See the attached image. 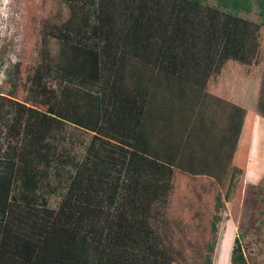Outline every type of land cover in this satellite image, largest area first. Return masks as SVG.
Instances as JSON below:
<instances>
[{
  "label": "trees",
  "instance_id": "1",
  "mask_svg": "<svg viewBox=\"0 0 264 264\" xmlns=\"http://www.w3.org/2000/svg\"><path fill=\"white\" fill-rule=\"evenodd\" d=\"M21 7V58L0 81V264H215L229 202L238 233L218 264L231 249L254 264L264 0ZM257 74L254 98L242 78Z\"/></svg>",
  "mask_w": 264,
  "mask_h": 264
},
{
  "label": "rangeland",
  "instance_id": "2",
  "mask_svg": "<svg viewBox=\"0 0 264 264\" xmlns=\"http://www.w3.org/2000/svg\"><path fill=\"white\" fill-rule=\"evenodd\" d=\"M21 5L22 0H0V81L8 76L13 63L21 58L23 48ZM248 18L258 21V18L255 15ZM260 79L259 74L248 77L247 79L242 78V81H244L245 84L244 87H249L254 98H256L258 94ZM262 124L263 122H260L256 129L254 148L249 156V173L247 176V182L252 185L258 184L264 178V158L259 152L264 130V127L262 129ZM69 132L74 134L73 138H75L76 141L79 139L82 141L85 140L86 143H88L91 139V136L85 135L81 131L74 130L73 128H70ZM83 152L84 150L78 146L77 153L82 154ZM61 198L60 195L50 197V206L52 208H58ZM227 207L228 212L225 214V220L221 227L215 264L220 262L219 250L224 233L229 231L233 235V242L238 233L228 218V214L231 210V202L227 204ZM251 215L252 211L247 207L243 218V224L245 226H248ZM245 245L250 249L253 257H255V260L253 261L254 264H264V217L263 225L261 227V235L255 239L254 236L250 234V236L245 239ZM231 252L230 256L225 257L221 264H230Z\"/></svg>",
  "mask_w": 264,
  "mask_h": 264
}]
</instances>
